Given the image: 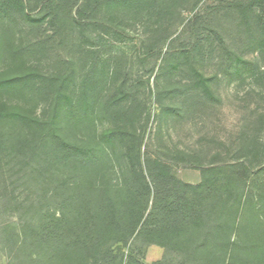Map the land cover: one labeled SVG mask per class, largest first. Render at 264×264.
I'll list each match as a JSON object with an SVG mask.
<instances>
[{
  "label": "trees",
  "instance_id": "trees-1",
  "mask_svg": "<svg viewBox=\"0 0 264 264\" xmlns=\"http://www.w3.org/2000/svg\"><path fill=\"white\" fill-rule=\"evenodd\" d=\"M16 60L0 71L7 264H264V108L212 152L146 145L152 103L175 119L218 102L214 81H264V0H0V63Z\"/></svg>",
  "mask_w": 264,
  "mask_h": 264
},
{
  "label": "rangeland",
  "instance_id": "rangeland-1",
  "mask_svg": "<svg viewBox=\"0 0 264 264\" xmlns=\"http://www.w3.org/2000/svg\"><path fill=\"white\" fill-rule=\"evenodd\" d=\"M210 1V0H205ZM203 5V4H202ZM200 5V7L202 6ZM253 58L254 55H247ZM21 67V61L15 63L2 61L0 71L16 72ZM260 83L228 84L224 79L212 83L213 91L218 102H206L193 112L186 113L180 118L166 117L159 119L160 107L151 104L150 131L146 138L147 150L153 154L165 152L167 147L182 150L203 148L204 151L215 150L216 142L230 144L236 137L242 125L257 108H264V95L261 94ZM156 116V118H155ZM175 174L184 181L198 182L200 170L174 165ZM162 248L152 245L149 247L146 261L152 262L161 258ZM0 264H7V259L0 250Z\"/></svg>",
  "mask_w": 264,
  "mask_h": 264
}]
</instances>
